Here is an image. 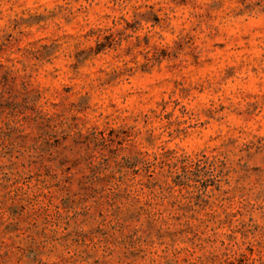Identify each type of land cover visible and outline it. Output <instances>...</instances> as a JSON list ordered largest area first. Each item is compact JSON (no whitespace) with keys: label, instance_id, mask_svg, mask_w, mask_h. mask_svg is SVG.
Here are the masks:
<instances>
[{"label":"clouds","instance_id":"9594fccd","mask_svg":"<svg viewBox=\"0 0 264 264\" xmlns=\"http://www.w3.org/2000/svg\"><path fill=\"white\" fill-rule=\"evenodd\" d=\"M0 264H264V0H0Z\"/></svg>","mask_w":264,"mask_h":264}]
</instances>
